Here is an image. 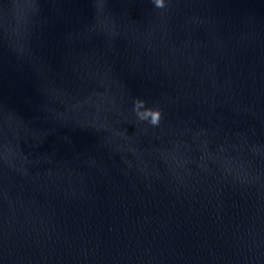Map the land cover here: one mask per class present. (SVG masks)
<instances>
[{
    "label": "water",
    "instance_id": "obj_1",
    "mask_svg": "<svg viewBox=\"0 0 264 264\" xmlns=\"http://www.w3.org/2000/svg\"><path fill=\"white\" fill-rule=\"evenodd\" d=\"M0 264H264V0H0Z\"/></svg>",
    "mask_w": 264,
    "mask_h": 264
},
{
    "label": "clouds",
    "instance_id": "obj_2",
    "mask_svg": "<svg viewBox=\"0 0 264 264\" xmlns=\"http://www.w3.org/2000/svg\"><path fill=\"white\" fill-rule=\"evenodd\" d=\"M155 5L157 7L163 8L165 5V0H154ZM145 101L143 100H136L134 107L137 112L138 117L141 120H148L151 124L156 125L159 123L161 119V111L159 108H145L143 107ZM140 109H143L140 111Z\"/></svg>",
    "mask_w": 264,
    "mask_h": 264
}]
</instances>
